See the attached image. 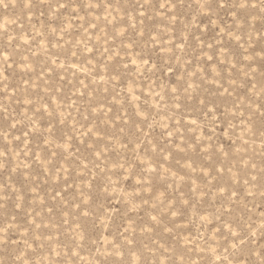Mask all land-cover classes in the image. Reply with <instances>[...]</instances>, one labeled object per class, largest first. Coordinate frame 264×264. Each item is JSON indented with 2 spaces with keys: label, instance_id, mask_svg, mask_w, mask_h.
Segmentation results:
<instances>
[{
  "label": "rangeland",
  "instance_id": "obj_1",
  "mask_svg": "<svg viewBox=\"0 0 264 264\" xmlns=\"http://www.w3.org/2000/svg\"><path fill=\"white\" fill-rule=\"evenodd\" d=\"M219 3H0V264H264V0Z\"/></svg>",
  "mask_w": 264,
  "mask_h": 264
},
{
  "label": "snow or ice",
  "instance_id": "obj_2",
  "mask_svg": "<svg viewBox=\"0 0 264 264\" xmlns=\"http://www.w3.org/2000/svg\"><path fill=\"white\" fill-rule=\"evenodd\" d=\"M3 2V0H0V3H2ZM205 3H207V0H205ZM217 3L219 4V6L220 7H224V4H222V3H219V0H217ZM5 7H7V5H4ZM66 5H64V4H61L60 5V7H65ZM193 123H194V121H193ZM153 219H155V218H153Z\"/></svg>",
  "mask_w": 264,
  "mask_h": 264
}]
</instances>
